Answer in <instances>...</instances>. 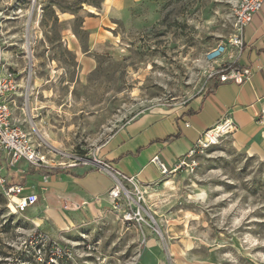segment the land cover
<instances>
[{"label": "rangeland", "instance_id": "rangeland-1", "mask_svg": "<svg viewBox=\"0 0 264 264\" xmlns=\"http://www.w3.org/2000/svg\"><path fill=\"white\" fill-rule=\"evenodd\" d=\"M238 1L149 0L111 10L105 0H0L7 69L24 80L14 116L63 164L36 171L0 157V264H264V107L253 142L227 132L190 167L142 187L141 224L125 225L108 206L102 214L52 209L42 176L64 174L71 157L102 156L127 124L215 84L206 54L232 35ZM13 185L36 191L25 213L5 196ZM38 235L68 260H51L49 244L40 256Z\"/></svg>", "mask_w": 264, "mask_h": 264}, {"label": "crops", "instance_id": "crops-1", "mask_svg": "<svg viewBox=\"0 0 264 264\" xmlns=\"http://www.w3.org/2000/svg\"><path fill=\"white\" fill-rule=\"evenodd\" d=\"M146 1L149 0H105V6L112 10ZM239 64L251 71V80L246 84L228 83L217 87L213 84L208 88L212 89L210 94L206 95L205 91L185 106L161 107L144 114L119 131L98 157L147 187L164 177L152 164L154 157H159L169 170H173L206 131L225 121L236 126L244 145L253 142L261 134L256 129L255 118L264 107V6L246 29ZM177 134L181 135L180 139L167 142L170 136ZM45 179L52 209L61 211L67 207L70 210L73 206L75 209L71 212L77 215L81 212L102 214L107 206L111 209L107 195L114 182L92 167L71 168L64 174L57 172ZM26 194H36V191H26Z\"/></svg>", "mask_w": 264, "mask_h": 264}, {"label": "built area", "instance_id": "built-area-1", "mask_svg": "<svg viewBox=\"0 0 264 264\" xmlns=\"http://www.w3.org/2000/svg\"><path fill=\"white\" fill-rule=\"evenodd\" d=\"M264 6V0H239L234 12V30L226 42L218 44L209 50L206 54V63L208 65V79L211 82L219 84L233 83L242 86L251 80V71L242 67L239 60L242 56L245 46V32L252 24L254 16L261 11ZM9 44L7 32L0 23V153L5 158L8 166L13 167L20 162L34 167L36 171L41 168L55 169L63 167L62 163L58 165L53 160H49L43 154L41 147L36 146L31 136L26 132L18 119L14 116L16 98L20 97L22 84L20 74L7 69L6 49ZM30 74H33V67L30 65ZM186 102L179 105L164 103L162 107L174 108L185 106ZM189 126V125H187ZM236 126L230 121H225L222 125L210 129L198 140L189 154L175 165L173 170H169L165 163L159 158L154 157L152 164L157 167L162 176L166 177L187 167L194 157L204 153L210 146L216 144L220 138L227 132H233ZM229 134V133H228ZM74 164L68 166L69 169L78 166L92 167L106 175L114 182L112 189L108 192L107 198L111 205L112 213L122 217V222L131 226L134 222L141 224L142 201H145V192L135 177H130L117 171L113 164L99 158L96 154L93 157L88 155L74 156L70 158ZM192 163L195 164L194 161ZM3 182V181H1ZM27 189L20 185H13L4 189L5 196L11 200V206L15 213H25L29 208L38 202L36 194H26ZM17 198V202L14 199ZM137 198V199H136ZM40 240L39 255H42V246L48 243L43 235H38ZM52 252L51 260L57 257L68 260V254L58 245L50 243L47 250ZM39 256V257H40Z\"/></svg>", "mask_w": 264, "mask_h": 264}, {"label": "trees", "instance_id": "trees-1", "mask_svg": "<svg viewBox=\"0 0 264 264\" xmlns=\"http://www.w3.org/2000/svg\"><path fill=\"white\" fill-rule=\"evenodd\" d=\"M218 85H219V83H215L214 86L217 87ZM215 87H214V88H215ZM211 90H212V89H207V90H206V95L210 94V93L212 92ZM180 137H181L180 134L170 136V137L167 139V142H170V141H173V140L180 139ZM0 157H2V160L4 161L3 156H2L1 153H0ZM55 174H57V172H54V171H53V172H51V173H45V174H43L42 176L48 178V177L53 176V175H55ZM38 248H39V246H38ZM32 251L34 252V253H33V256H35V255H36V250H35V249H32Z\"/></svg>", "mask_w": 264, "mask_h": 264}, {"label": "bare ground", "instance_id": "bare-ground-1", "mask_svg": "<svg viewBox=\"0 0 264 264\" xmlns=\"http://www.w3.org/2000/svg\"><path fill=\"white\" fill-rule=\"evenodd\" d=\"M14 201L17 202V198H15Z\"/></svg>", "mask_w": 264, "mask_h": 264}]
</instances>
